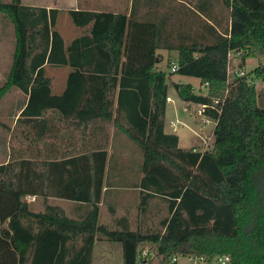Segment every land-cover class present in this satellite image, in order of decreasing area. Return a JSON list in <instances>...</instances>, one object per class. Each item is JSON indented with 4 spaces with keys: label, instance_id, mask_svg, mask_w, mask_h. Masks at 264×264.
I'll return each instance as SVG.
<instances>
[{
    "label": "trees",
    "instance_id": "1",
    "mask_svg": "<svg viewBox=\"0 0 264 264\" xmlns=\"http://www.w3.org/2000/svg\"><path fill=\"white\" fill-rule=\"evenodd\" d=\"M195 6H187L195 27L188 19L178 30L165 15L137 19L133 6L129 15L70 10L72 24L89 33L65 45L56 29L62 11L0 0V15L13 31L0 103L12 89L23 93L18 120L29 127L48 111L78 125L97 120L105 125L90 132L87 149L66 160L36 164L10 153L0 165V264H91L96 241L119 243L122 264H137L143 244L149 247L148 264H177L182 257L264 264V100L255 85L264 83V0H198ZM169 30L178 33V44L169 41ZM159 49L175 51L174 74L198 79L205 91L171 83L182 102L208 106L204 115L215 126L204 151L183 150L176 135L164 132L173 74L156 70ZM231 53L241 68L246 59L258 65L230 78ZM45 66L70 69L61 95L52 93ZM107 124L141 151L142 177L134 187L144 193L141 207L144 198L166 202L159 230L132 231L127 219L119 229L99 224ZM0 127L7 129L1 122ZM94 133L101 140L97 145ZM114 169L109 168L108 187L131 184L112 180ZM28 195L44 200L43 212L29 210ZM48 198L81 203L86 214L71 219L48 205Z\"/></svg>",
    "mask_w": 264,
    "mask_h": 264
},
{
    "label": "crops",
    "instance_id": "2",
    "mask_svg": "<svg viewBox=\"0 0 264 264\" xmlns=\"http://www.w3.org/2000/svg\"><path fill=\"white\" fill-rule=\"evenodd\" d=\"M142 0H140L141 2ZM115 2V1H114ZM121 2V1H120ZM23 6L28 7H38L45 8L47 10L57 9L64 13H60L56 25V29L60 33L63 38L65 45L70 44L75 38L86 35L89 33L88 29L82 30L76 28L72 22V26L70 23L68 25L69 35L64 34L59 26L62 17H67L65 14L70 10H82L96 13H113V14H127L131 13L130 6L120 7V9H108L106 8L105 2H101L100 0H59L58 4L56 0H21ZM186 1H183V4H186ZM127 4V3H126ZM129 4V3H128ZM127 4V5H128ZM108 5L113 7L114 3L109 2ZM126 6V5H124ZM140 5L139 10L136 11L137 19L142 20L147 14L153 13V11L147 5ZM67 15V16H66ZM69 17V16H68ZM60 20V21H59ZM9 32V47L10 52H13V31L8 28ZM194 33V32H193ZM158 55L160 52H157ZM163 57V56H161ZM164 58V57H163ZM174 63V62H172ZM157 68V67H156ZM46 75L51 80V91L54 95H61L65 89L66 81L68 74L70 73V69L68 67H54V66H45ZM191 85V84H190ZM192 86V85H191ZM193 87V86H192ZM15 93H21L17 89ZM19 104H16L17 107L15 109V113L11 112V116H13L16 120L14 123L17 125L16 130V142L18 147L14 150V156L17 160L29 158L33 163L36 164H48L50 162H59L62 160H66L74 155H78L77 151L81 149H87L89 146V134L90 132H97L100 127H104L105 125L97 120L96 122H89L86 125L77 124L74 120H66L60 117L56 112L48 111L45 117L42 120H38L36 123H32V126L29 127L26 123L20 122L18 120L19 114L21 112L20 105L26 102V96ZM168 98L169 95H168ZM173 103V100L170 98V101L166 102V110L165 116L167 114V108L170 104ZM184 103V102H183ZM183 107H181L182 112L189 111L192 112L193 109L188 103H184ZM175 115H176V108ZM164 116V132L166 134H174L178 137V146L180 143V136L174 131L169 124L170 130L167 131L165 127V118ZM18 120V121H17ZM173 122L172 120H170ZM169 121V122H170ZM186 127L191 130V127L188 124H185ZM98 127V128H97ZM108 131V147H107V163H106V173L104 176L105 184L102 190V198L101 203L99 204V224L107 225L112 229H119L120 227L125 225L124 220L127 219L130 230L132 231H140L144 232H153L157 226L159 227V223L165 217L158 219V215L155 212V216L152 211V205L155 201H161L165 205H163L165 210L167 211V204L164 200L159 198H144V205L141 207V202L143 198V191L138 187L139 181L142 177V174L139 173V170H134L133 168L129 169V165L132 161L130 158L131 151L127 154H124L123 150L128 148H136L135 145L130 143L128 139L117 130H115L110 124L106 125ZM8 130V128H7ZM177 130V125H176ZM95 136L92 137L95 140V145L100 143V137L94 133ZM197 139L200 141L201 146H203V140L201 135H197ZM101 141V140H100ZM179 148H181L179 146ZM30 150L28 153L26 150ZM182 149V148H181ZM194 149V148H192ZM185 150V149H183ZM202 151V150H201ZM12 153V152H11ZM13 155V153H12ZM142 154H138L137 150H135V156L139 160V165L142 162ZM0 165H5L10 160L9 151L1 150L0 151ZM115 166L114 172L110 174L112 180L116 181H130L131 184H125V187H108L106 185V181L109 178V168ZM131 167V166H130ZM131 199L129 202L128 200ZM28 200V201H26ZM24 201L28 204V208L30 211L34 213L43 212L45 208L44 200L40 196L36 195H28L24 198ZM47 204L50 206H56L61 208L65 215L71 219L79 220L81 219L87 211L85 205H81V203H76L72 201H67L64 199L58 198H48ZM135 206V207H133ZM167 215V214H166ZM154 220L156 222H154ZM105 224H102V223ZM160 228V227H159ZM75 244L78 246L81 244L80 240H77ZM148 245H141L139 250L148 249ZM107 250L106 257L109 260V257L112 256V252L110 248H105ZM94 251V247H93ZM92 251V255H93ZM122 252V251H121ZM91 259L93 257L91 256ZM92 264V262H91Z\"/></svg>",
    "mask_w": 264,
    "mask_h": 264
},
{
    "label": "rangeland",
    "instance_id": "3",
    "mask_svg": "<svg viewBox=\"0 0 264 264\" xmlns=\"http://www.w3.org/2000/svg\"><path fill=\"white\" fill-rule=\"evenodd\" d=\"M4 3H8L9 0H2ZM80 1V0H79ZM101 2H105V7L108 9H120V7H127L132 9V6L134 8V11H138L140 8V5H145L144 8L149 5L150 9L153 11L154 14H157V16L160 15H165L168 16L169 20H172L174 24H176V30H178V26L180 22L183 20L187 21L190 19V22L192 24V28L195 27V21L192 20V15H190V10L187 6L190 5L191 9H195L197 6L196 3L198 0H100ZM115 1V2H114ZM121 1V2H120ZM183 1H186V4H183ZM59 0H56V3L58 4ZM109 2H113L114 5L113 7L111 5H108ZM128 5H127V4ZM126 5V6H124ZM187 5V6H186ZM220 8H221V4ZM219 7V6H218ZM188 8V9H186ZM64 13V12H63ZM67 14V13H65ZM67 16V15H66ZM147 20V19H146ZM60 21V20H59ZM71 24V20L69 17H62L60 21V30L64 34L69 35V30H68V25ZM170 23V22H169ZM5 24V25H4ZM181 25V24H180ZM8 28L10 30L12 29V26L10 23H4L2 16L0 15V86L3 84L5 81L6 74L9 71L10 65H11V58H12V52H10V45H9V32ZM170 33H172V38H169V41L173 43L174 45L178 44V39H177V32L173 30H169ZM165 35H167L166 31L164 32ZM157 52H160V56L162 57L161 63L157 65L156 70L157 71H162L165 72L167 75L170 74V68H168V64H171L172 62L175 63L177 53L175 51H168V50H162L159 49ZM240 58L237 57L236 54L231 53L229 54V76L230 78H233V75L236 71H242L244 74H249L254 68L257 67L258 62L255 59H246L243 67H240ZM172 82L175 83H181V84H191L195 90L196 93H201L204 94L205 91L203 89L200 90V81L196 78L192 77H182L177 74H173L170 76V78L167 81V84L169 86V91L168 95L169 97L173 100V103L169 105L167 108V114L165 116V127L166 130L169 131V123L172 120L177 124V134L180 136V143L179 146L182 149L189 150V149H196V150H202L204 151L205 149L211 147L212 144V133L214 130V122L209 120L208 124H205L204 120L205 118L202 115L197 114V109L198 106L195 104H189L193 111L190 112H182L181 107H183L184 104L177 96L175 90L172 87ZM256 89L259 92H262V98L264 100V83L258 82L255 83ZM16 90H11L1 101L0 103V122L4 125L7 126V129H4L0 127V151L1 150H7L9 153H13L14 155V150L18 147L17 142H16V130H17V125H15V118L11 116V112L15 113V109L17 107L16 104H20L22 100L24 99V96L19 93H15ZM22 105V104H21ZM20 105V106H21ZM176 108V115H175V109ZM170 121V122H169ZM185 124H188L191 129L189 130ZM197 135H201V138L206 142L207 147H203L200 144V141L197 139ZM138 148V147H137ZM135 150H137L138 154L141 153V151L138 149L134 148H128L123 150L124 154L127 156L129 151H131L130 158L132 159L131 161V167L134 170L138 169L137 164H139V160L135 156ZM12 155V156H13ZM142 156V155H141ZM0 161L2 159L0 158ZM28 201V200H26ZM129 202L131 199L128 200ZM165 205L163 202L155 201V203L152 205V211L155 216V212L158 215V219L165 217L167 214V211L164 209ZM135 207V206H133ZM154 222H156L154 220ZM102 224H105L104 222ZM155 229L159 230L160 228L157 226ZM141 246V245H140ZM105 248H110L112 252V256L109 257V260H107L108 257H106V252L107 250ZM109 251V250H108ZM122 248L119 243H110L106 241H96L94 244V251H93V259H92V264H122ZM177 264H190L189 261L187 260L186 257H182L178 259ZM199 264H216L215 262H210V263H204L200 262Z\"/></svg>",
    "mask_w": 264,
    "mask_h": 264
},
{
    "label": "built area",
    "instance_id": "4",
    "mask_svg": "<svg viewBox=\"0 0 264 264\" xmlns=\"http://www.w3.org/2000/svg\"><path fill=\"white\" fill-rule=\"evenodd\" d=\"M178 70V67L175 63L171 64L170 67V73L174 74L176 71ZM238 76H243L244 73L242 71H236L235 72ZM170 101V98H166V102ZM218 102L216 100H213V104H217ZM198 109H197V114L198 115H202L205 118V124L209 123V119L207 116L204 115V110L208 107L206 105H197ZM212 121V120H211ZM170 127L176 131V125L178 123L175 122H170ZM203 140V139H202ZM203 147H207L206 142L203 140ZM148 258V253L147 250H142L139 254H138V263L137 264H148L147 259ZM187 260L189 261L190 264H199L200 262H203V259H199V258H195V257H187ZM176 261V259H173V262ZM229 262V257H219L216 260V264H228Z\"/></svg>",
    "mask_w": 264,
    "mask_h": 264
}]
</instances>
